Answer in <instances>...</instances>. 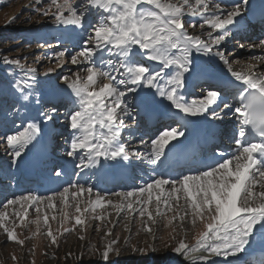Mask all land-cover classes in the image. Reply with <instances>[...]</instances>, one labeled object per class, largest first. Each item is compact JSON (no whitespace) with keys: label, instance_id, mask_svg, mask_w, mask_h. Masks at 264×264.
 <instances>
[{"label":"snow or ice","instance_id":"obj_1","mask_svg":"<svg viewBox=\"0 0 264 264\" xmlns=\"http://www.w3.org/2000/svg\"><path fill=\"white\" fill-rule=\"evenodd\" d=\"M249 3L250 0H231L229 7L213 0H50L47 7L37 11L44 17L51 16L59 29L69 33V43L79 47L70 62L80 72L61 77L71 105L62 113L56 103L46 105L37 91L36 67L19 58L4 57L2 63L7 72L5 78H0V109L7 108L21 120L17 131L4 138L11 164L16 165L18 158L40 141L44 125L63 116L62 123L71 130L66 155L79 159L77 168L137 159L154 166L155 172L170 153H179L186 147L180 139L186 133L182 127L169 125L158 129L148 141L139 139L144 152L139 147L129 151L124 132L128 131L131 137L139 127L142 109L137 97L141 93L147 104L163 105L178 120L215 119L219 118L218 110L231 113L234 127L230 139L234 146L230 153L217 151L212 164L189 168L175 178L159 175L138 189L113 193L119 203L105 200L100 194L89 203L92 212L109 205L118 214L125 210L138 213L152 223L154 215L168 212L173 213L169 224L177 218H190L192 225L200 221L204 231L199 233L196 245L189 247L180 240L172 249L174 253L188 257L202 251L207 253L199 258L204 264H216L214 257H222L221 264H233V260L246 264L257 234L264 237V56L253 57L255 63L237 71L232 68L226 50L221 49L233 29L241 30L240 22L247 15ZM186 17L198 20L188 23ZM261 22L264 23V16ZM197 26L200 34H189L188 28ZM247 46L264 50V38ZM66 52L67 49L57 54V67L67 62ZM201 56L226 66L238 97L233 104L217 88L188 98V78ZM33 111L36 115L30 114ZM59 175L61 172H57ZM70 187L77 189L71 192L72 198L92 192L91 188L75 184ZM68 193L66 187L58 195L67 201ZM53 199L29 193L6 200L5 211H0V229L6 233L7 241L24 243L17 239L15 225H8L9 206H19L14 207V216L21 222L33 209L37 213L34 222L39 225L40 206L46 202L49 209L55 207ZM153 203L155 212L150 210ZM80 211L77 205L76 212ZM94 219L104 217L96 215ZM43 223L48 224L47 215L43 216ZM75 223L80 225L84 221L77 215ZM143 227L151 233L148 223ZM47 234L56 243L51 230ZM116 243L111 240L105 245L101 254L104 261L114 251L119 255L113 247ZM132 250L145 251L136 247ZM259 251L264 255V249Z\"/></svg>","mask_w":264,"mask_h":264},{"label":"rangeland","instance_id":"obj_2","mask_svg":"<svg viewBox=\"0 0 264 264\" xmlns=\"http://www.w3.org/2000/svg\"><path fill=\"white\" fill-rule=\"evenodd\" d=\"M49 2L50 0H40V3H36V0H0V78H5L7 72L6 67L2 63L4 57H8L9 59L19 58L22 63L36 67L38 70L37 80L39 81L37 91L41 94L46 105L49 102L56 103L63 113L71 105L66 86L63 84L61 77L80 72L79 67L72 65L70 62L71 56L79 51V47L75 46L74 43H69V33L59 29L54 24L51 16L44 17L39 14L37 9L47 7ZM185 19L188 23L194 22L191 20V17H186ZM188 31L189 34H200L201 32L198 26L188 28ZM232 39L233 36L230 35L223 42L224 47L221 50H226L232 68L246 70L249 64L255 63L252 58L259 56L248 52L250 48L243 50L244 47L241 48L240 45H244V42L240 38L234 41ZM65 49H67V62L62 67H57V54ZM218 64L222 65L221 63ZM199 66L200 61L197 60L193 71ZM224 67L226 68V66ZM50 68L53 71L48 72ZM200 69L205 70L204 67ZM204 73L206 72H198L196 79L200 80L203 78ZM16 75H19V73L17 72ZM81 75H86V73H81ZM202 86H204L202 80L198 81L194 88L188 86L190 87V92L193 93L190 99L197 98L205 93L204 90L202 91ZM218 112L220 111L218 110ZM30 114L36 115L34 111ZM218 117L223 121V124L219 123L221 128L226 129L227 124L224 123L226 117H223V115ZM221 117H223V120ZM62 121L63 116L55 123L44 125L43 135L38 142V147H42L44 140L48 139L52 143L50 152L55 157L57 156L55 161L58 162L61 159H66L71 162L73 158L66 155L67 141L71 139V130ZM126 122L131 123V121ZM233 122L230 121V123ZM20 123L21 120L16 118L7 108L0 109V211H5L3 205L6 200L25 195L15 194V188L18 186L17 174H20L21 165L23 166L29 149L26 151V154L18 158L16 165H12L11 157L5 151L6 140L4 139L6 135L14 134ZM49 125L54 131L47 138L46 134ZM140 127L137 129L139 130ZM136 132L137 134L131 137L128 131L124 132L129 151L139 145L141 136L137 130ZM222 143L227 144V141L224 139ZM34 147H37V145L35 144ZM143 148V146L141 149L139 148L140 152H144L145 148ZM135 161L138 160L135 159ZM141 163L143 161L137 162V164ZM85 169L82 167L81 171ZM133 174L130 177L131 180L129 179V183L138 184L137 179L139 175L135 170ZM87 179L88 181L91 180L90 182H96L93 176ZM5 182H8L10 185L2 187ZM79 186H83L85 189L91 188L86 185ZM66 187L69 188V193L67 194V201H64L58 194ZM94 187H97V185H94ZM135 188L138 189V187ZM135 188L112 190L106 199L112 200L113 203H119L120 201L113 193L127 192ZM9 190L12 194L5 192ZM72 191H77V189L71 188L68 185L63 186L54 194L47 195L53 196V203L57 208L53 207L49 209L46 207V202L41 205L42 211L40 213L41 219L39 225L34 222L36 221L37 213L33 209H29L28 216L21 222L14 216L13 208L16 206L8 207V225L10 227L15 225L14 231L17 239L24 243L21 245L15 242H8L6 233H4L3 229H0V264H170L177 256L172 249L177 246L180 240H183L189 247H194L199 233L204 231V224L202 222L198 221L196 225H192L190 218H186L184 221L177 218L169 224L168 220L173 216L172 212L160 216L154 215L155 223L147 221V217L141 218L138 213L131 214L126 210L118 214L116 209L111 206L105 208L97 207L96 211L92 212L89 201L96 198L97 191L92 190L91 194L85 191L77 198H72ZM99 194L101 195L102 193ZM175 203L173 201V204ZM180 204H183V200L180 201ZM77 205L81 209L79 213L76 212ZM85 208H88L89 211L84 212ZM150 210L155 212L152 206ZM65 214H67V218H65ZM44 215L48 216L47 225L43 223ZM77 215L84 221L83 224L77 225L75 223ZM96 215L103 216L104 219L96 220L94 219ZM181 215H183V211H181ZM53 216H55V219H52ZM144 223H148L152 229L151 233L144 230ZM49 230L56 237V243H52L51 237L48 236ZM111 240L117 241L113 247L119 250V255L114 251L110 253L109 260L104 261L101 254L104 251L105 245ZM134 247L143 248L145 251H133ZM13 257L16 259H13ZM222 260V257L219 258L216 264H221ZM247 261L255 264L252 260L247 259ZM193 264H204V262L197 260ZM236 264H245V262L241 261Z\"/></svg>","mask_w":264,"mask_h":264},{"label":"bare ground","instance_id":"obj_3","mask_svg":"<svg viewBox=\"0 0 264 264\" xmlns=\"http://www.w3.org/2000/svg\"><path fill=\"white\" fill-rule=\"evenodd\" d=\"M213 3H221V4L229 6V7L231 6V0H213ZM261 8H264V0H252L249 3V5H248L247 14L251 15L256 10H259ZM194 19L197 20L198 18H192L191 17L192 21H194ZM247 19H248V17L245 16L241 20V22H240L241 26H242L241 30L237 31V30L234 29L233 35H236V34L239 35V36L245 35L244 30H249V25L246 22ZM258 42L259 41H257V43ZM255 51L257 53H259L260 55H264V50H261L259 48H255L254 52ZM198 60L200 61V66L198 68H196V70L193 71L192 75L188 78V80H190V81H188L189 83H192L194 80H196V77H198V72H200V71L206 72V73H204L203 78H205V76H207V75H211L212 78L221 80L220 84H219L221 86H225L226 79H231L230 76L226 72V68L218 60L209 61L208 58L204 57V56L199 57ZM218 63H221L222 65H220ZM201 67H204L205 70H201L200 69ZM234 70L244 71V69H242V68H238V69H234ZM138 97H139V100L137 101V103H139L140 105H142L144 107H147L148 110H155V108L158 107L159 108V112L164 113V115H169V116L174 115L175 116V114L173 112L169 111L163 105H160V104H147L146 103V98L144 96V93H141L140 96H138ZM138 97H137V99H138ZM142 112H143V109H142ZM146 113H148V112H146ZM152 114L153 113H150L149 115L151 116ZM199 119L200 118H196V117H186V118H184L182 120H178V121H180L179 123L182 124L180 127H182L183 130L186 133L185 137H180V139L185 141L186 147L184 149L192 150L195 147L196 142L191 143V138L193 136V127H194V125H198L199 123L202 124V122H203L202 119H200V120ZM230 121H232V119H230ZM126 123H128V122H126ZM233 123H230V125H233ZM163 125L164 124H162L161 126H163ZM210 125H214L216 127L217 126L216 120H214V119L207 120L206 121V126L209 127ZM53 131L54 130L49 125V129L47 130V134H46L47 138L50 135H52ZM135 134H137V132ZM141 138H143V137L141 136ZM45 142H47V144H45ZM171 143H175V141H172ZM50 144H51V147H52V143H50ZM50 144H49V141L47 139V141L44 140V145L42 147L30 146L29 155H27V157H28L27 160L31 163L34 158H38V160H37L38 164H40L42 161L45 160V161H47L49 163L51 162V165H53V160L52 159L55 160L56 158H55V155H53V153L50 152V148H51ZM233 146L234 145H232L231 149H227L226 151H230L231 152ZM144 151H145V149H144ZM169 155L172 156V157L179 158L181 160H184L186 158L185 155H182V154H179V153H170ZM64 161H65L64 162L65 163V167H67V168H65V173L67 174L68 170L70 171V169L72 168V165L74 163H73L72 160L70 162V161L64 159ZM137 162H141V161L140 160L135 161V159L134 160L132 159L131 162H123V161H121L118 164L117 163H113V162H104L102 167L97 165L96 167L86 168L85 170L80 171L81 173L84 174V175L82 174V178L85 177V180H83L81 178L79 181L88 182L87 178H91L93 176V179L96 182L99 183V184H97V188H103L106 191L108 186L103 185L106 180L116 179L115 177H119V178H121L123 180V179L128 177L130 170L133 169V168H136L138 171H140L143 176L146 175V179L147 180L145 178H141L140 179V183L143 184V185H140L142 187L146 183H150L152 180L156 179L159 175H161L160 174V168L163 166V164H161L160 167L157 168L156 171L154 172L152 170L154 166L148 164L146 161H143V163H141V164H137ZM147 166L151 167V169L147 168ZM145 171L149 172V174L148 175L145 174ZM62 175H63L62 177H63V180H64L63 182L66 183V179H68L69 176L64 175L63 171H62ZM95 176H96V178H95ZM54 179H52V181H50L49 183L52 184L54 182ZM8 185H10V184L8 182H5V183H3L2 187H5V186L7 187ZM50 186L54 187L55 184L54 185H50ZM57 186H59L58 183H57ZM42 189H43V193H45V194H49L51 192V187H48V185H46V184L43 186ZM96 191H97V189H96ZM5 192H7V194H9V193L12 194V192H10V190L9 191H5ZM145 196H146V194H145ZM104 198H105V200H107L106 197H104ZM118 200H119V198H118ZM63 203H64V201L62 202V205H63ZM105 207H110V206L109 205H105ZM15 208L18 209L19 206L17 205ZM55 208H57V207H55ZM152 208L155 209L154 205H152ZM260 249H264V237H261V235L258 233L256 239L253 241V247L251 249H249V253H251V255L248 257V259L252 260L255 263H257L262 258V255L260 254V251H259ZM202 255H207V253H203L202 251L192 252V253L189 254L188 257H185L183 255L177 254V256L171 261L170 264H193L197 260H200L199 258ZM193 257L196 258L195 261H193V259H192ZM219 258H221V257H214L213 259L215 261H218ZM230 259H232V258H230ZM240 262L241 261L233 260V264L240 263ZM260 263H263V262H260ZM209 264H210V262H209Z\"/></svg>","mask_w":264,"mask_h":264}]
</instances>
